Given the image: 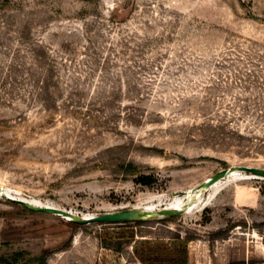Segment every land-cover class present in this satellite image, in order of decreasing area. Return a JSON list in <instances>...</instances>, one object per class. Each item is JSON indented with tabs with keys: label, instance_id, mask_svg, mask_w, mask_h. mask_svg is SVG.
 Returning a JSON list of instances; mask_svg holds the SVG:
<instances>
[{
	"label": "rangeland",
	"instance_id": "rangeland-1",
	"mask_svg": "<svg viewBox=\"0 0 264 264\" xmlns=\"http://www.w3.org/2000/svg\"><path fill=\"white\" fill-rule=\"evenodd\" d=\"M240 165L264 168V0H0V264H145L149 243L185 246L189 264H264L250 174L200 211L129 226L75 227L3 194L157 210Z\"/></svg>",
	"mask_w": 264,
	"mask_h": 264
},
{
	"label": "water",
	"instance_id": "water-1",
	"mask_svg": "<svg viewBox=\"0 0 264 264\" xmlns=\"http://www.w3.org/2000/svg\"><path fill=\"white\" fill-rule=\"evenodd\" d=\"M239 171L240 173H246L250 174L251 176L255 178H262L264 179V168L257 167V166H249V165H240L236 167H229L225 168L213 176L206 179L204 182H202L198 187L192 189L193 192L196 191H203L209 187H211L216 182L220 181L221 179L229 176L234 171ZM0 191L3 192V187L0 185ZM4 196L13 199L15 201H18L23 206L27 207L30 210L37 211V212H47L51 214H56L58 216H61L69 221L76 222L81 225L90 224V223H133L137 221H145L151 218L155 217H166V218H172L175 216H180L183 213H185L188 208L189 204H185L184 206H181L179 208H168L164 207L161 209H157L155 212L153 211H147L146 209L142 207H133L128 208L116 212H108V213H102L98 215H86V214H80L78 212H74L72 210L63 209L60 207H54V206H39L36 204H33L31 201L25 198L21 199H15L10 197L6 194V191H4Z\"/></svg>",
	"mask_w": 264,
	"mask_h": 264
},
{
	"label": "trees",
	"instance_id": "trees-1",
	"mask_svg": "<svg viewBox=\"0 0 264 264\" xmlns=\"http://www.w3.org/2000/svg\"><path fill=\"white\" fill-rule=\"evenodd\" d=\"M236 134L239 135L240 137L244 136L242 133H239V132ZM133 166H134L133 164H129L127 167L124 166V168L125 170L130 172L131 170L130 168H132ZM136 180L144 185L151 184V180L148 175H140L137 177ZM162 220H165V219H162ZM70 222L75 227H81V224H78L73 221H70ZM133 223L135 225H140L143 223V221H137ZM133 223H125L124 225L129 226ZM129 236L133 237L134 233L133 232L130 233ZM118 250H120V247L118 248ZM139 251H138L139 257L145 264H189V250L185 246H182V245H179V246L152 245L149 243L147 244V248L140 249ZM42 260L43 262H45V257H43Z\"/></svg>",
	"mask_w": 264,
	"mask_h": 264
},
{
	"label": "bare ground",
	"instance_id": "bare-ground-1",
	"mask_svg": "<svg viewBox=\"0 0 264 264\" xmlns=\"http://www.w3.org/2000/svg\"><path fill=\"white\" fill-rule=\"evenodd\" d=\"M239 171H234L233 175L238 174ZM223 179H221L220 181L216 182L215 184H213L211 187L205 189L207 191H210L209 193V197L207 199H205L203 197L202 192L196 191L195 193H193V191H186L184 192L185 194H181V195H177L175 197H173L170 200H166L165 201V206L164 207H168V208H179L181 206H184L185 204H189V208L186 211L187 213H193V212H197L200 211L204 208V206L207 204V202L214 196L216 195L223 187V183H222ZM7 195H9V191L7 190ZM10 196V195H9ZM23 196L20 197H16L17 199H21ZM160 201H163V197H159L158 198ZM29 201H31L33 204L39 205V206H54L55 205L53 203H49V202H41L39 200L36 199H29ZM57 207V206H56ZM135 207H142L144 209H146L147 211H153L156 210V207L153 205H149V206H142V205H135ZM163 207V208H164ZM79 213V212H78ZM86 215H94L91 213H86Z\"/></svg>",
	"mask_w": 264,
	"mask_h": 264
}]
</instances>
